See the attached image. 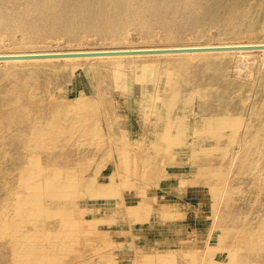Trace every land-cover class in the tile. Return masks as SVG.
<instances>
[{
	"label": "rangeland",
	"instance_id": "rangeland-1",
	"mask_svg": "<svg viewBox=\"0 0 264 264\" xmlns=\"http://www.w3.org/2000/svg\"><path fill=\"white\" fill-rule=\"evenodd\" d=\"M4 1L0 51L264 40V0H144L141 8L131 0L121 20L91 2L100 20L73 12L56 22L33 0ZM231 5L232 17L248 19L231 24ZM263 52H233L224 74L202 59L166 56L0 63L16 72L0 80L1 92L24 106V120L0 124V264H264V127L253 128L251 117ZM179 72L187 85L162 91L165 76ZM43 76L65 79L52 89L67 90L66 104L39 102ZM233 82V107L205 112L212 101L191 96L197 87ZM80 93L86 102L94 96L95 108L81 96L71 102ZM187 94L185 113L198 108L196 118L162 130L155 113L161 95L174 105ZM40 105L56 129L33 133ZM63 105L76 116L51 118Z\"/></svg>",
	"mask_w": 264,
	"mask_h": 264
},
{
	"label": "bare ground",
	"instance_id": "bare-ground-1",
	"mask_svg": "<svg viewBox=\"0 0 264 264\" xmlns=\"http://www.w3.org/2000/svg\"><path fill=\"white\" fill-rule=\"evenodd\" d=\"M130 1L131 0H33L34 4L38 5V7H40L42 10H45V11L48 10V9L52 10V13H53L52 14V16H53L52 19H54V22L58 21L59 19H63V18H71L73 12H78V14H86L88 16H91V17H94V18L100 20L101 19V16H102L101 12L100 13H98V12H92L89 9L90 6H91V2H96V3H99V4H105L106 6H102V13L104 12L103 14L105 15V14H108L107 12H109V14L111 15V17H113L115 19H118V20H121V19H123L122 17L124 16L125 12L129 9V7L132 4L131 3L132 1L131 2ZM136 1L138 2L137 5H140V8H141V5L143 4V1L144 0H136ZM226 1L229 2L228 0H226ZM249 1L251 2V0H249ZM106 2H108V3H106ZM0 3H2L4 5L6 4L4 0H0ZM17 3H18V0H17ZM134 5H135V3H134ZM142 7H143V5H142ZM234 8H235V5H231V6H228L226 8V10H228V12L226 13L227 14L226 16L227 17H231L230 19H228V21L231 24H233V23H239L242 20H247L248 19L245 16V13H244L243 16L241 15V16L232 17V14L234 13V10H235ZM5 10H6V12H9L10 11V10L7 11L6 8H5ZM138 10H139V7H138ZM222 10H224V9H222ZM131 11H132V9H131ZM144 12H146V11H144ZM39 14H41V13H39ZM28 15H29V13H28ZM3 16L4 15H2V17ZM13 19H15V18H13ZM35 19H37V18H35ZM39 19L40 18H38V20ZM124 19H126V18H124ZM165 20H166V18H165ZM30 21H32V20H30ZM2 22H4V21H2ZM261 43H264V40L257 41V42H248V41L247 42L224 41V42H216V43H198V44H194L193 43V44H180V45H177V44H172V45L171 44H157V45H151V46H138V47L137 46H118V47L117 46H112V47H81V48H76V47L75 48H41V49H29V50H27V49H16V50L12 49V50H1L0 51V54H15V53L25 54V53L60 52V51H81V50H113V49H139V48H170V47H190V46H220V45L261 44ZM245 50L244 49H240L239 51H237V50H223V51H188V52L152 53V54H130V55L127 54V55H101V56H83V57L82 56H74V57H62V58L16 59V60H0V63H5V64L8 63L11 66H15V65L21 64L23 62H41V63H43V62H54V61L55 62H60L61 61L63 63H58V64L70 65V64H75L78 60H81V59H88V60L90 59L89 61H91V60H93V61L94 60H100V59H108V60L112 61L114 64H118V63L121 64L124 60H130L131 58H140V57H148V58L152 57V58H154V57H159V56H166L167 58L168 57H171L172 58L171 60H173V62L184 61L185 63H189L191 61V59H202L203 62H204V65L206 67V69L212 70V71H218V72L224 74L225 65L227 63H229V61H231L230 59L232 58L231 57L229 59V56L231 54H233V52L235 54H238V55L239 54H243V52ZM248 50H258V49H248ZM260 50H264V49H260ZM263 54H264V52H263ZM207 57H209L210 59L209 60H205ZM136 60H138V59H136ZM207 61H210V64ZM130 63H133L135 65V64H137V61H132ZM153 64H155V63L153 62ZM156 64H158V63H156ZM90 65H91V62H90ZM11 66H9V67H11ZM9 67H2V68H0V80L3 79V78H5L8 75H10V76L11 75L12 76L14 75V72H15L14 70L13 71H7L9 69ZM130 67H132V66H130ZM156 67L157 66H155V68ZM108 69H109V67H108ZM111 75H114V74H111ZM158 75H159V72H158ZM16 76H17V74H16ZM103 79H104V77H103ZM159 79H160V77H159ZM64 81H65V79H62V80H60L58 82H55L51 78H48V76L47 77L46 76L41 77L39 84H40L41 88L44 90L45 93L43 95V99H41L42 101H39V102H43V103H46V104H52V103H54L53 102L54 101L53 100L54 98L57 99V101L59 103L60 102L62 103L65 100H67V97H68L67 96L68 95L67 94V90H64L63 88H61L62 91L59 90V92L56 94V91H54L56 88L55 89H52L55 86L63 83ZM185 82L186 81L184 80V77H183V75H181L180 72L177 73V74H175V75H173V76H171V77H168V78H166V76H165V87L162 88V91L167 90L169 94L178 93V89H180L178 86H182V85L186 86L187 84ZM12 85H14V84L12 83ZM161 85H162V83H161ZM236 85L237 84L234 83V82H233V84L232 83H228V84L225 83V84H223L224 87L222 89H219L215 85H205V86H202V87H197V89L194 92H191V96L192 97L199 98V99H202L204 101L205 100L212 101V104L210 103V105H208L209 107H206L205 112H209L210 109H211V107L213 105H216L218 107V109H225L226 107H229V106L230 107H233V106H235L237 104V102L233 99V97H232V95L230 93L231 87H235ZM17 87H18V85H17ZM8 88H9V86H8ZM10 89H12V87ZM18 89H19V87H18ZM248 89H249V87L247 85L243 86V90H246L247 93H248ZM1 90H2V85L0 84V106H1L0 107V111H1V108L2 107L6 108L7 111H5V113H2L3 111L0 112V124H1V122L4 119H6L9 123H11L13 121L15 122L14 119H16V117H18L21 114V112H20V108L22 106V103L20 102L21 99H19L18 96H16V97L13 96L14 98H12L11 96L9 97L8 95H6L7 93L4 94V93L1 92ZM15 92H17V91H15ZM14 94H12V95H14ZM26 94H27V92H26ZM54 94L56 95V97H55ZM159 94H161V92L158 90V92H155L154 95H152L153 99H156V97H154V96L155 95L159 96ZM79 96L83 97V99H84V95L80 93L78 95H75V97L72 99L71 102H77L78 99H79ZM191 96L189 94L182 95V98L177 101V104H174L173 105L170 102V99H166L164 96L161 95V97L159 98V100H160L159 107L156 108V110H155L156 112L155 113H156V121L160 125V127L162 128V130L168 132L170 129H173V130L177 129L178 127L181 126V124L179 122L181 121L182 118L187 119V118H190L192 116H195V118H196V116H197L196 113H198L197 111L200 112V110H198V108L197 109L196 108H194V109L192 108V110H191L192 113L191 114L188 113L189 115H187V113H185V111L187 110V108L185 110V104L190 102V97ZM254 96H255V102L254 103L256 105H258V107H257V111L254 114L251 115L252 119L254 120V123H253L252 127L253 128H259L260 129V128L264 127V122H263L264 118L263 117L261 118V116L264 115V67L262 69V77H261L260 85L258 86L257 92L255 93ZM94 98H95L94 96L89 95L88 98H86L87 102L84 99L85 103L87 104L86 107L95 108L96 102H95V99ZM112 98H113V96H112ZM191 99L193 100V98H191ZM194 100H196V99H194ZM98 101H99V99H98ZM98 101H97V103H98ZM149 103L150 102H148V104ZM64 104H66V103L64 102ZM23 105H25V104L23 103ZM144 107H145V105H144ZM144 107H143V109H144ZM22 108H24V106H22ZM145 108H147V107H145ZM44 109H45V107H42V106L35 108V110L37 112L36 119H38V120L33 121L32 124H31V126H29V127H31L30 129L32 130L33 133H36L38 131L47 130L49 128L50 129H56V128H54L51 125V119L50 118H46V115H45V117H42L43 116V113H44ZM23 110H26V109H23ZM23 110H22V112H23ZM69 110H70V107L67 106V105H63V107L60 106V108L53 109V113H51L52 111L50 112L52 114L51 115V118L52 117H57V118H63L64 119V118H69V117L76 116V115H72L73 113H76V112L69 113L68 112ZM112 110L110 111L109 109L108 110L104 109L106 116L108 115L109 112H111V114H112ZM188 110H189V107H188ZM28 112L26 110V113H28ZM199 116L203 119L204 122H207V125L209 124L210 118L208 117V115H206V114H200ZM20 117H21V115H20ZM117 117H118V115H117ZM117 117L112 114V116L109 119H110V121L113 122V121H115V118H117ZM21 119H23V118L21 117ZM16 123L17 124H20L21 122L20 123L16 122ZM17 124H16V126H17ZM3 125H1V126H3ZM12 125H14V124H12ZM119 128H118V131L125 130L124 128H123V130H122V128L121 129H119ZM8 129H9V127H8ZM28 132H29V129H28ZM21 133H22V131H21Z\"/></svg>",
	"mask_w": 264,
	"mask_h": 264
},
{
	"label": "water",
	"instance_id": "water-1",
	"mask_svg": "<svg viewBox=\"0 0 264 264\" xmlns=\"http://www.w3.org/2000/svg\"><path fill=\"white\" fill-rule=\"evenodd\" d=\"M240 49H264L261 44H237L220 46H190V47H170V48H139V49H113V50H81V51H60V52H41V53H15L0 54V60L16 59H37V58H62L74 56H101V55H127V54H152L168 52H188V51H223Z\"/></svg>",
	"mask_w": 264,
	"mask_h": 264
}]
</instances>
